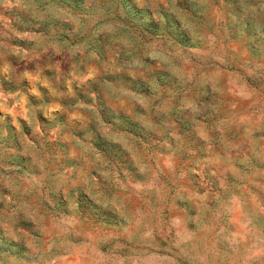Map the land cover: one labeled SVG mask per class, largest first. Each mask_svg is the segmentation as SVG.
Returning <instances> with one entry per match:
<instances>
[{"label":"rangeland","instance_id":"374dc122","mask_svg":"<svg viewBox=\"0 0 264 264\" xmlns=\"http://www.w3.org/2000/svg\"><path fill=\"white\" fill-rule=\"evenodd\" d=\"M0 264H264V0H0Z\"/></svg>","mask_w":264,"mask_h":264}]
</instances>
